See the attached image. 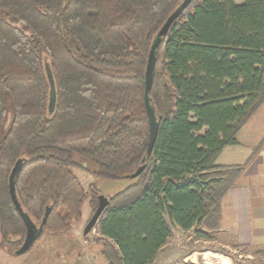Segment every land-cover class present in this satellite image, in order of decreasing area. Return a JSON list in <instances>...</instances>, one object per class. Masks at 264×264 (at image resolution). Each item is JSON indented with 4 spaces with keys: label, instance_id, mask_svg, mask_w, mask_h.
<instances>
[{
    "label": "trees",
    "instance_id": "1",
    "mask_svg": "<svg viewBox=\"0 0 264 264\" xmlns=\"http://www.w3.org/2000/svg\"><path fill=\"white\" fill-rule=\"evenodd\" d=\"M181 1L0 0V249L15 252L26 235L10 192L17 160L21 208L39 225L50 208L43 232L55 233L82 214L76 156L100 178L134 180L94 226L105 264H151L171 236L165 216L214 239L221 200L246 166L216 160L264 103V0H191L174 20L149 92L157 139L145 169L126 177L149 142V50Z\"/></svg>",
    "mask_w": 264,
    "mask_h": 264
},
{
    "label": "rangeland",
    "instance_id": "2",
    "mask_svg": "<svg viewBox=\"0 0 264 264\" xmlns=\"http://www.w3.org/2000/svg\"><path fill=\"white\" fill-rule=\"evenodd\" d=\"M243 1L236 0L238 3ZM76 160L78 162L72 169L86 192L81 217L74 219L63 232H42L24 253L16 254L1 248L0 264H105L101 248L95 242L100 236L98 230L95 228L83 235L93 214L90 186L94 184L99 195L108 197L131 185L134 180L100 178L93 173L92 164L77 156ZM165 218L171 236L151 264H264V245L237 246L234 234L224 231L221 224L212 231L214 239L203 240L197 239L193 230H182L167 216Z\"/></svg>",
    "mask_w": 264,
    "mask_h": 264
},
{
    "label": "crops",
    "instance_id": "3",
    "mask_svg": "<svg viewBox=\"0 0 264 264\" xmlns=\"http://www.w3.org/2000/svg\"><path fill=\"white\" fill-rule=\"evenodd\" d=\"M238 3V2H237ZM239 143L220 152L216 164L246 163L236 184L221 200V228L234 234L241 246L264 245V103L238 131ZM261 148L253 153L254 148Z\"/></svg>",
    "mask_w": 264,
    "mask_h": 264
},
{
    "label": "water",
    "instance_id": "4",
    "mask_svg": "<svg viewBox=\"0 0 264 264\" xmlns=\"http://www.w3.org/2000/svg\"><path fill=\"white\" fill-rule=\"evenodd\" d=\"M190 2L191 0H182L179 3V5L171 12V14H169L165 22L162 24L151 44L147 59V65L145 69V89H144V100H145V106H146L147 117L149 122V142L147 145L145 156L141 160V164L136 168V170L133 173L126 175V177H133V178L137 177L145 169L146 159L148 158V156L151 155L153 151L154 144L156 142L158 135L159 124H160L159 123L160 118L157 116L155 107L153 106L151 98L149 96V92L152 89L153 79H154V71L156 66V52L162 41V38L166 36L174 20L177 19L183 13L184 9L187 8ZM48 77L52 85V89L50 91L49 111L53 112L56 103V91L53 85L54 81L50 70H48ZM23 163H24L23 159L17 160L10 176L11 197L26 225V235L24 241L22 245L15 251L16 254H21L27 251L32 246V244L37 239V237H39L42 234L44 230V224L50 213V208H46L43 222L39 226H37L21 208L15 191V179L16 176L19 174L20 170L22 169ZM109 203L110 200L107 196L99 195L98 206L94 211V213L92 214L89 221L87 222L84 228L83 235H87L89 232H91L94 229V226L98 223V221L101 218L103 210L106 208V206Z\"/></svg>",
    "mask_w": 264,
    "mask_h": 264
}]
</instances>
